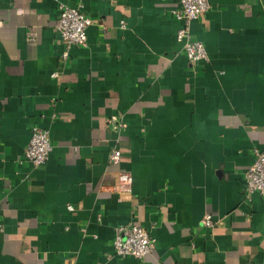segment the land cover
Returning a JSON list of instances; mask_svg holds the SVG:
<instances>
[{"label": "crops", "instance_id": "crops-1", "mask_svg": "<svg viewBox=\"0 0 264 264\" xmlns=\"http://www.w3.org/2000/svg\"><path fill=\"white\" fill-rule=\"evenodd\" d=\"M209 2L193 63L178 0H0V264H264V196L244 182L264 151V0ZM59 3L92 20L63 63ZM32 125L52 145L37 167ZM131 222L155 239L141 259L113 252Z\"/></svg>", "mask_w": 264, "mask_h": 264}, {"label": "built area", "instance_id": "built-area-1", "mask_svg": "<svg viewBox=\"0 0 264 264\" xmlns=\"http://www.w3.org/2000/svg\"><path fill=\"white\" fill-rule=\"evenodd\" d=\"M210 9L209 0H178L177 5L171 10L172 16L180 22L176 31V39L182 43L183 52L190 62H205L208 54L203 42L194 38L191 32V23ZM92 24L90 17L86 16L80 6H69L59 3L54 27L58 32L59 41L62 45L60 53L61 62L69 56V49L72 45L85 46L87 43V28ZM123 26V22L121 23ZM31 40V38H29ZM58 72L51 73L52 77ZM112 128L118 131L124 124L116 114L107 119ZM49 131L43 127L32 125L30 138L23 151V158L32 166H42L47 161L51 152ZM122 158V152L118 148L110 151L109 159L117 162ZM132 182L127 172H120L117 175L115 189L129 191ZM246 195L257 192L264 196V151L258 147L253 148V161L244 172ZM72 209V206H68ZM201 225L210 227L213 225V217L210 213L204 214ZM112 247L115 255L133 256L143 258L152 252L155 247V239L148 230L138 223H122L114 227Z\"/></svg>", "mask_w": 264, "mask_h": 264}]
</instances>
